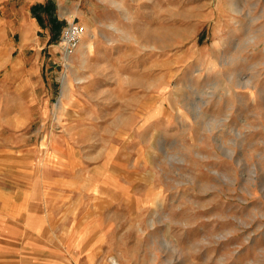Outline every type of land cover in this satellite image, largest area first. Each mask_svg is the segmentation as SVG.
I'll use <instances>...</instances> for the list:
<instances>
[{
  "label": "rangeland",
  "instance_id": "obj_1",
  "mask_svg": "<svg viewBox=\"0 0 264 264\" xmlns=\"http://www.w3.org/2000/svg\"><path fill=\"white\" fill-rule=\"evenodd\" d=\"M0 264H264V0H0Z\"/></svg>",
  "mask_w": 264,
  "mask_h": 264
},
{
  "label": "built area",
  "instance_id": "obj_2",
  "mask_svg": "<svg viewBox=\"0 0 264 264\" xmlns=\"http://www.w3.org/2000/svg\"><path fill=\"white\" fill-rule=\"evenodd\" d=\"M85 28L78 22H68L61 31V40L65 44L67 49H73L79 42Z\"/></svg>",
  "mask_w": 264,
  "mask_h": 264
},
{
  "label": "trees",
  "instance_id": "obj_3",
  "mask_svg": "<svg viewBox=\"0 0 264 264\" xmlns=\"http://www.w3.org/2000/svg\"><path fill=\"white\" fill-rule=\"evenodd\" d=\"M41 8L43 10H45V12L48 10L46 8V6L41 7L40 5H33L31 7V12H32L33 16L37 19V21H39V23L42 26H44L43 18L40 16V12H39L41 10ZM49 21L53 22V28L56 30L55 35H57L59 30H60V27H61V22L56 20V19H53L52 15L49 16Z\"/></svg>",
  "mask_w": 264,
  "mask_h": 264
},
{
  "label": "bare ground",
  "instance_id": "obj_4",
  "mask_svg": "<svg viewBox=\"0 0 264 264\" xmlns=\"http://www.w3.org/2000/svg\"><path fill=\"white\" fill-rule=\"evenodd\" d=\"M72 51H73V50H72ZM70 52H71V51H70ZM70 56H73V55H70ZM70 56H66V58H67V59L72 58V57H70ZM74 58H75V57H74ZM74 58H73V59H74Z\"/></svg>",
  "mask_w": 264,
  "mask_h": 264
},
{
  "label": "crops",
  "instance_id": "obj_5",
  "mask_svg": "<svg viewBox=\"0 0 264 264\" xmlns=\"http://www.w3.org/2000/svg\"><path fill=\"white\" fill-rule=\"evenodd\" d=\"M36 21V20H35ZM36 23H37V21H36ZM10 263V262H9Z\"/></svg>",
  "mask_w": 264,
  "mask_h": 264
}]
</instances>
